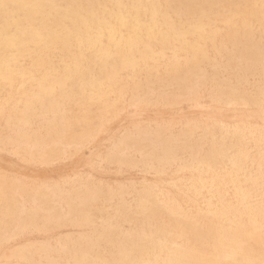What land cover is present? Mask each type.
I'll return each instance as SVG.
<instances>
[{
    "label": "bare ground",
    "instance_id": "6f19581e",
    "mask_svg": "<svg viewBox=\"0 0 264 264\" xmlns=\"http://www.w3.org/2000/svg\"><path fill=\"white\" fill-rule=\"evenodd\" d=\"M3 3L8 7L0 6V16L6 20L0 26V79L5 81L7 74L17 77L14 96L23 93L27 86L40 85L32 73L20 70V62L12 51L11 44L22 45L34 37L20 28L22 16L33 23L51 3L50 0H3ZM10 6L16 7L17 12L8 18ZM62 10H56L58 25L68 20L72 34L66 31L49 34L42 27L38 30L39 43L64 47L72 42L79 46L77 57L81 65L74 79L89 81L77 83L82 85L85 97L78 102L97 103L99 112L92 111L96 122L112 116L113 98L131 88L121 83V76L129 69H133V76L146 73L152 90L154 78L164 81H159L160 88H169L181 82L186 71H193L189 82L184 84L193 90L196 82L193 79L203 81L205 77L198 71L201 64L216 68L224 61L228 64L223 65L224 71L231 67L238 69L235 75L238 83L237 90L234 87L235 91L230 92L218 86L223 95L218 94L219 111L248 117L232 124L217 121L214 126L203 128L200 142L182 140L181 147L188 158L179 160L175 147L177 167L173 177L165 183L141 187L130 206L121 209L120 223L108 219L94 223L95 215L88 212V207L100 202L102 190L83 188L75 179L66 182V187L55 188L54 199L49 202L38 194V188L20 184V180L0 184V199H20L23 193L34 207L28 210L25 205L15 208L0 203V264H264V0H80L71 13ZM16 22L19 28L14 29L18 27L14 26ZM221 71L216 72L220 75ZM41 88V93L54 95L51 84ZM63 99L73 97L63 95ZM58 101L59 96L55 95L53 103L38 109L52 112ZM141 105L137 100L131 106L137 110ZM4 111L0 109V118ZM25 125L29 126L27 132L16 128L12 140L26 145L21 147L26 151L39 149L46 155V164L53 162L59 147L63 153L72 147L69 140L51 138L45 143L50 146L47 151L37 143L40 135L36 131V138L31 137L33 124ZM59 126L67 134L66 126L55 121L53 128L57 133ZM95 137L96 134L91 139ZM132 146L118 150L123 160L121 166H127L130 159L127 153ZM146 150L139 144L134 152L144 158ZM152 168L149 166L148 172L166 176L164 171ZM64 196L66 200L62 199ZM44 212L51 214L55 229L69 224L81 228L82 222L98 224L103 227L100 234L114 240L118 247L115 251L107 248L102 251L90 237H79L55 244L42 257V263H37L33 250H12L10 244L29 233L49 228V223L44 222ZM72 215L80 218L77 226V222H69ZM118 239L122 241L118 243Z\"/></svg>",
    "mask_w": 264,
    "mask_h": 264
},
{
    "label": "rangeland",
    "instance_id": "374dc122",
    "mask_svg": "<svg viewBox=\"0 0 264 264\" xmlns=\"http://www.w3.org/2000/svg\"><path fill=\"white\" fill-rule=\"evenodd\" d=\"M79 1L50 0V8L46 9L42 16H36L33 23L25 21V16H22L20 28L24 33H33L34 37L32 36L29 39L31 42L22 45L19 43L11 44L13 54L20 62V70L26 74L32 73L35 80L40 81L41 86L51 84L54 95L41 93L40 89L43 90L41 86L33 84L27 86L23 93L12 96L17 77L15 78L13 74H7L5 81L0 79V109L5 110L2 118H0V184L20 180L19 183L29 185L32 189L38 188V194H41L40 196L49 202L54 199L52 193L55 188L63 187L66 182L75 179L80 182L83 188L93 190L100 188L102 190L103 195L100 202L92 203L88 207V212L95 215L96 221L92 218L94 223L99 224L100 221H106V219L120 223L121 209L124 206H130L132 197L141 187L158 182L165 183L173 177V171L177 167V158L174 156L175 147L178 148L179 160L188 158V153L181 147L182 140L190 139L194 142L198 139V142H200L203 128L214 126L217 121L232 124L239 120H245L248 115L245 114L242 117L241 114L237 115L231 111H219V95H223L220 93V87L218 86L222 85L223 90L227 91L228 89L230 92L235 91L234 87L237 90L238 83L235 77L238 74V69L231 67L225 68L226 71H224L223 65H228L224 61L223 65H217L216 68H211L208 64H201L198 71L204 73L205 77L203 81L193 79L196 81L193 90L186 88L184 85L189 82L193 71H186L183 80L169 88H160L158 83L161 79L159 77L154 78V88L152 90L146 73L133 76V69H129L127 74L121 76V83L122 85H130L131 88L113 98L115 108L112 116L103 118L102 122H96L95 119H92V114L98 110L97 103L87 100L84 103L78 102L79 98L82 101L85 98L82 97L80 87L89 81L87 79H74L81 65V61L77 57L80 52L79 46L72 42L64 47L59 44H44L39 43L38 38L40 33L38 30H41L42 27L49 34L60 31L72 34V25L68 20H64L58 25L59 20L56 16V10L61 9L63 11L62 9H66L67 13H71V9L77 6ZM87 1L93 2L94 0ZM13 12H17V8L10 6L8 18L14 15ZM5 21L0 16V26ZM16 25L18 27H14V29L19 28V22L14 24V26ZM216 71H221L220 75ZM134 78L137 79L133 80ZM243 81L245 82V79ZM161 82L164 81L161 80ZM209 82L212 83L211 86L207 84ZM218 82L219 84H217ZM77 83H82V85H77ZM55 95L59 96V101L52 112L38 109L40 106L46 105L47 107L48 104L53 103ZM63 95L72 96L73 99H63ZM134 97H137V99H134ZM137 100L141 101L142 105L140 109L136 110L131 105ZM98 112L99 110L96 113ZM55 121H59L60 125L66 126L67 134L62 132V126L58 127L60 129L59 133L54 130ZM27 123L33 124L31 137L36 138L35 133L40 135L37 136L39 138L37 143L40 147H45L47 151H49L50 146L45 145V143L51 141V138L69 140L73 143V148L70 146L65 149L66 153H63L61 147H59L60 151L55 152L56 156L53 155L52 157L53 162L46 164V155L39 152V149L38 152L26 151L21 149L26 145L20 146L18 143L17 145L14 143L15 140H12L16 128H24V132H27L29 127L25 125ZM92 127L96 128L93 129ZM94 133L96 137L91 139V136L95 135ZM130 143L134 146L129 147L130 151L127 154L130 156V161L128 160L127 166L124 167L120 165L123 160L119 151L130 146ZM139 144L145 150L148 148L146 150L147 155L144 153V158L134 152ZM13 145L15 146L13 147ZM149 166H152V169L164 171L166 176H157L153 172H148ZM21 196L18 197L20 199L14 197L0 199V203L5 206L12 205L15 208L18 205H20V208L25 205L28 210L33 209L31 200L23 193ZM62 199L66 200V197L64 196ZM56 211L59 212L57 209ZM65 214H68V210L65 211ZM43 216L44 222L49 223V228L45 229L46 231L42 229L41 232L29 233L18 242L10 244L9 247L16 251L33 250L36 254L37 263H42V257L48 254L57 244H63L79 237H90L92 242L100 245L102 251L106 248L107 251H115L118 247L114 240H109L100 234V229L103 227L98 224L92 223L89 225V223L82 222L81 228L69 224L65 228L55 229L53 221H50L51 214L44 212ZM96 217L98 218L96 219ZM74 221L77 222V226L80 223V218L73 215L69 216V222ZM125 231H128V229L125 228ZM116 241L120 243L122 240L118 239Z\"/></svg>",
    "mask_w": 264,
    "mask_h": 264
},
{
    "label": "snow or ice",
    "instance_id": "6c2138e0",
    "mask_svg": "<svg viewBox=\"0 0 264 264\" xmlns=\"http://www.w3.org/2000/svg\"><path fill=\"white\" fill-rule=\"evenodd\" d=\"M0 6H3V7H5V8H7V7H8V5H7V4L3 3V0H0Z\"/></svg>",
    "mask_w": 264,
    "mask_h": 264
}]
</instances>
